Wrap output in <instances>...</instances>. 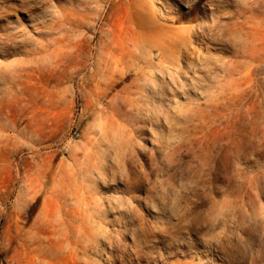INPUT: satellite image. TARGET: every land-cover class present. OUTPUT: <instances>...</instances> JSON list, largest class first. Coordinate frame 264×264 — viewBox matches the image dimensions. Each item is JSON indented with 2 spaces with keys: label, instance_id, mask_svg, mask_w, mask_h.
<instances>
[{
  "label": "rangeland",
  "instance_id": "374dc122",
  "mask_svg": "<svg viewBox=\"0 0 264 264\" xmlns=\"http://www.w3.org/2000/svg\"><path fill=\"white\" fill-rule=\"evenodd\" d=\"M193 1L0 0V264H264V24Z\"/></svg>",
  "mask_w": 264,
  "mask_h": 264
},
{
  "label": "bare ground",
  "instance_id": "6f19581e",
  "mask_svg": "<svg viewBox=\"0 0 264 264\" xmlns=\"http://www.w3.org/2000/svg\"><path fill=\"white\" fill-rule=\"evenodd\" d=\"M199 3H200V0H194L193 1L192 5H191V8L193 11L198 10ZM225 6L226 7H235V10L231 16L219 15L218 17L220 19L221 18L222 19L228 18V19H230V22H232L236 26L240 25L241 27H246V25L249 24L248 27L253 28V29H258V30L264 24V17H260V18L258 17L260 14L264 13V0H232V1L226 0ZM221 7L222 6H220V5H216L215 10H217V12H218L221 10ZM139 23L141 26H153L154 25L151 17L147 16L146 14L140 16ZM214 26L215 25L213 24V27ZM205 29L206 28L203 29V32H205ZM132 40L135 42L141 41V39L139 37H137V38L132 37ZM149 42L152 43L154 41L150 38ZM185 226L186 225H184L182 223V220H181L180 223L178 224L177 228L174 229V232L175 233L181 232V229Z\"/></svg>",
  "mask_w": 264,
  "mask_h": 264
}]
</instances>
